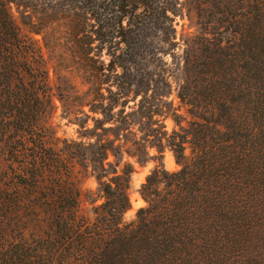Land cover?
Masks as SVG:
<instances>
[{
	"label": "trees",
	"instance_id": "1",
	"mask_svg": "<svg viewBox=\"0 0 264 264\" xmlns=\"http://www.w3.org/2000/svg\"><path fill=\"white\" fill-rule=\"evenodd\" d=\"M180 4L0 0V264H264V2L249 6L237 43L215 49L196 67L190 92L179 93L202 120L187 135L164 130L171 110L158 104L171 93L164 58L177 46ZM36 36L50 52L73 54L89 85L94 116L77 118L78 139L52 133L60 149L41 125L51 100ZM131 95L140 97L135 112L151 121L140 126L150 146L125 152L146 163L148 149L168 147L181 169L157 166L142 188L149 208L125 224L135 167L109 161L104 132L121 141ZM70 160L90 164L99 182L105 202L95 222L80 214Z\"/></svg>",
	"mask_w": 264,
	"mask_h": 264
},
{
	"label": "rangeland",
	"instance_id": "2",
	"mask_svg": "<svg viewBox=\"0 0 264 264\" xmlns=\"http://www.w3.org/2000/svg\"><path fill=\"white\" fill-rule=\"evenodd\" d=\"M264 0H180L181 4L175 16L174 25L177 33V46L172 55L164 58L169 65L168 75L169 82L172 85L169 97H165L163 104L158 103L170 111L169 117H162L164 130L169 134L176 131L187 135L192 132L190 122H202L200 118L193 117L190 113V107L182 101L179 93L182 88L190 92L194 79H199L195 73L196 67H200L203 62H208L212 52L218 47H229L237 43L239 36L238 24L245 21L249 6L256 2ZM16 15H18L16 13ZM43 47V54L46 61V71L49 76V99L51 107L48 114L43 119L41 125L48 128L49 136L46 140L49 144L57 149L63 147L62 143L54 140L52 133L60 139H78L77 125L78 120H85L84 114L94 116L89 107L85 104L89 101V85L86 84L80 71L77 69L74 60L75 56L64 49L50 52L43 46L42 36H36ZM193 91V90H192ZM140 97L137 99L131 95L126 112L130 113L129 124L124 123L121 117V141L116 140L113 132H104V143H109L114 153H110L109 161L112 163L121 162L123 168L125 163H131L135 167L130 181L128 191L131 200V208L121 215L123 223H131L137 219V213L140 209L149 208V202L142 195V188L147 183L148 176L157 166H163L169 173L177 172L181 166L177 163L176 157L170 148H165L163 153L154 147L148 149L150 157L147 162L140 163L137 158L130 157L125 150L137 152L144 145L150 146L149 143L141 141L140 132L141 122L150 124V120L137 114ZM122 103V101H121ZM167 103V104H166ZM159 106V108H161ZM172 108L176 109L181 126L176 125L172 113ZM194 114L201 116L204 112L199 109L194 110ZM98 117V116H96ZM210 117V116H208ZM142 120V121H141ZM93 122L89 121V127H93ZM106 127H110L107 124ZM155 128H162L154 125ZM201 129V128H199ZM192 139V135H188ZM95 143V139L90 140ZM143 145V146H142ZM120 146L123 150L120 153ZM186 155L192 154L190 143H186ZM144 150V148L142 149ZM116 156H115V155ZM72 165L73 180L79 191V209L80 214L89 221L95 222L97 215L96 207L102 205L105 199L100 192L99 182L92 174L90 164L86 165L76 160H70ZM158 188V185L152 186L150 191ZM161 189L167 190L166 186Z\"/></svg>",
	"mask_w": 264,
	"mask_h": 264
}]
</instances>
